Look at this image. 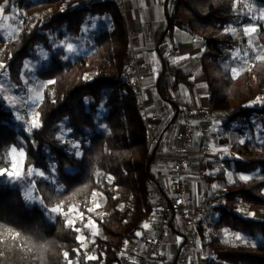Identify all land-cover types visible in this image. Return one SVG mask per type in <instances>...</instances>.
Returning <instances> with one entry per match:
<instances>
[{
	"label": "trees",
	"instance_id": "obj_1",
	"mask_svg": "<svg viewBox=\"0 0 264 264\" xmlns=\"http://www.w3.org/2000/svg\"><path fill=\"white\" fill-rule=\"evenodd\" d=\"M173 1L175 10L169 20V32L179 29L196 34L206 47L200 66L209 89L208 112L223 113L224 130L235 129L245 138L243 144L232 146V154L225 162L236 172L253 177L228 186L214 224L215 230L229 229L250 243L224 242L219 237L204 240L205 248L214 257L209 264H264V136L257 137L258 130L253 125L264 116V61L254 62L235 78L225 70L223 62L230 58V50L242 44L239 37L225 30L241 20L249 22L239 8L233 10V0ZM254 1L264 6V0ZM3 2L0 0V4ZM85 3L9 0L5 8L6 13L18 10L24 19L40 10H52L53 14L47 19L39 18L30 31L23 30L13 42L0 36V61L6 65L10 81L18 86L24 85L26 62L38 47L45 46L51 58L50 65L39 72L46 83L37 108L39 128L31 133L22 129L14 112L0 99V168L8 167L7 155L12 146L24 149L25 169H41L57 176L62 189L40 180L36 182L37 195L44 204H31L25 200L22 188L6 178L0 180V264H68L65 251L68 259L77 264H124L131 245L139 237L135 234L145 230L143 224L154 213L150 165L157 149L149 152L147 129L137 100L133 90L121 80L130 46L125 18L114 1L100 0L92 7ZM91 14L110 15L112 29L95 37L91 54L72 60L65 48H55V41L63 38L64 27L71 36H80L83 23ZM258 39L264 47V26L260 27ZM168 76L174 78L173 86ZM190 78V73L162 57L156 87L159 95L172 103L174 120L181 110L172 91L190 84ZM49 80L54 83L47 84ZM258 98L261 102L254 103ZM186 108L189 111L191 107ZM102 109L106 114H102L104 127L100 129ZM73 144H79V149L73 150ZM77 150L80 156L74 155ZM94 192L103 197L100 213L95 215L88 211L94 209ZM57 204L65 212L77 209L83 213V221H73L68 226L60 214L50 220L45 206L50 209ZM241 205L262 211V217L244 215ZM88 217L93 218L98 231V235H90L94 242L92 254L81 248L77 239L86 228ZM8 229L21 236L12 240ZM198 232L204 237L201 226ZM85 253L97 259L86 260ZM178 253L179 250L175 264H179Z\"/></svg>",
	"mask_w": 264,
	"mask_h": 264
},
{
	"label": "crops",
	"instance_id": "obj_2",
	"mask_svg": "<svg viewBox=\"0 0 264 264\" xmlns=\"http://www.w3.org/2000/svg\"><path fill=\"white\" fill-rule=\"evenodd\" d=\"M85 1L87 2L88 0H81V2ZM120 10L125 18L130 44L137 47L138 57L146 63V85L149 89L146 98L148 108L151 112H157L162 116L161 119H153L155 132L162 135V140L155 146L157 149L156 154L150 165L154 177L152 181L159 186L168 197L172 196L171 173L178 158L177 133L180 130L178 121L182 114L179 113L178 118L174 120L175 109L172 103L162 98L156 87L161 60L164 56L171 63L172 60L175 59L177 62L175 64L172 63V65L191 74L190 84H183L177 90L172 91L175 103L179 102L185 108L188 105L191 107L189 110L190 119L195 124L210 121L212 124V132L210 133H214L211 139H207L204 136L210 133L200 132L201 135H196V141L191 147V162L187 169L189 177V195L196 203L202 202L206 195H220L225 198V195L228 193V186L231 184V182L226 184L228 173H236V171L233 167L227 166L225 162L231 154L218 151V149L226 148L230 150L231 139L228 133L233 132L235 129H230L229 131L224 130L223 123L225 118L223 113L208 112L210 106L209 89L207 78L200 66L201 57L206 50L205 45L201 43L200 39L196 43L192 42V35L179 29L169 32V20L173 17L175 10L173 0H126V8H120ZM17 12L19 13L18 10ZM3 16H8L9 19L5 20ZM93 24H95V27H92ZM112 24L113 20L110 15H88L83 23L82 34L78 37H74L71 36L69 32L63 31V38L55 41V48L58 46L59 42L63 44L72 43L76 47V52L68 53L66 51L68 57L72 60L80 56L89 55L94 51L95 37L100 32L111 30ZM19 25L21 24L17 23L15 19H12L5 11L3 14H0V32L2 31L0 36L6 39L7 42H13L19 38L24 28H21ZM21 26H24V23H22ZM15 33L16 38L13 39L12 34ZM4 35L10 36V39ZM52 38L54 39L56 37L52 36ZM172 48L176 53L172 57H169L168 52ZM234 50L235 49L230 50L231 56L223 62L224 66L227 64L229 67H236L237 65V68H239L241 62L232 59V52ZM44 51H46V53H44ZM153 54L155 55V60H153ZM50 61L49 50L45 46H40L36 53L27 60L26 65H28V67L24 69V74H29L32 81L35 82L33 85L41 83L40 89L42 92L45 87H42V85H46V83L40 78L39 72L47 68L50 65ZM241 72L242 71H240L239 74ZM152 75H155L156 78H154L153 83L149 85L147 82ZM171 78V86H173L174 78L172 76ZM167 103L171 104V108L166 106ZM14 119L19 125L23 126L22 122L18 121L16 118ZM253 125L256 129L260 128V126H257V121H255ZM204 147L210 148V152H204ZM213 185H217V187L214 189L212 187ZM224 202L225 199L220 205ZM220 205L212 206L211 211L205 215L203 219L198 220L197 226H201L204 231V237H200L199 235L198 242V257L200 260H214V257L205 248L204 240L208 241L212 237H219L224 242H232L227 239L228 236H226L224 230H215L214 227L215 222H217L220 216V211L217 209ZM157 221L158 218L154 211L153 216L148 219L146 223L151 227L154 226ZM174 233H176V240H172ZM212 234L214 236H212ZM177 238H180L179 242H177ZM173 241L175 243H173ZM182 241L183 237L180 227L179 229H173L168 239L162 245L158 256H156L155 264H175L173 260L177 256V251ZM128 256H130V253L126 255V257Z\"/></svg>",
	"mask_w": 264,
	"mask_h": 264
},
{
	"label": "built area",
	"instance_id": "obj_3",
	"mask_svg": "<svg viewBox=\"0 0 264 264\" xmlns=\"http://www.w3.org/2000/svg\"><path fill=\"white\" fill-rule=\"evenodd\" d=\"M100 0H88L85 6L92 7ZM114 1L119 8H126V0H105ZM66 7V5H65ZM53 14L52 10H40L25 17L23 30L30 31L37 23L38 19H47ZM22 30V31H23ZM67 31V27L63 28ZM192 42L198 41V36L192 35ZM235 49V48H234ZM175 50H169L168 55H175ZM146 63L140 60L137 54V47L130 44L129 55L126 69L121 76L124 84L133 90L137 100V108L142 114L145 127L147 129V144L149 152L162 140V135L155 132L153 119H161V114L151 112L147 105V95L149 89L146 85L147 76L145 73ZM167 80L172 85L171 76ZM181 110V117L178 121L180 130L177 133L178 140V158L172 169V196L168 197L162 189L152 180L150 181L151 194L150 199L154 204V211L158 221L154 226L145 229L137 240L131 245L130 260L128 264H155L162 245L168 239L173 229L181 230L183 241L179 248V263L189 264H209L212 261L200 260L198 257V220L207 215L214 205H220L225 199L224 196L216 195L204 196L200 203H196L189 195L188 185L189 177L187 169L191 162V147L196 141V133L212 132L210 121L195 124L190 119V113L181 103L176 102ZM27 112V111H26ZM261 117L257 119L260 121ZM183 121V123H182ZM204 152H210V148L204 147Z\"/></svg>",
	"mask_w": 264,
	"mask_h": 264
},
{
	"label": "rangeland",
	"instance_id": "obj_4",
	"mask_svg": "<svg viewBox=\"0 0 264 264\" xmlns=\"http://www.w3.org/2000/svg\"><path fill=\"white\" fill-rule=\"evenodd\" d=\"M245 2L247 4H250L252 6V12L251 13H248V8H243V10H242L243 13H248V14H243V16H244V20H249V22L248 21L243 22V20H241L240 23H238L237 25H235L233 27H229V28H235L236 29V32L233 33V34H235L237 37H239L240 40L242 41L241 46L235 48V50H237V49L241 50V55H242V53H244L245 50L248 52V61L249 62H248L247 65H244L243 66V69L249 68L251 65L254 64V62H256V61H254L252 59V57L255 56L257 54V52H260V54L264 55V51H261V49H264V47L261 46V44L259 43V39H258V32L260 30V27L261 26H264V20H260V19L253 20L251 18L252 15H256L258 17L261 13H264V6H260L259 3L257 1H254V0H245ZM240 11H241V9H240ZM17 13H18L17 10H13L12 12L8 13V15L12 19H15V21L17 23H20L22 25V23L25 22V19L23 17H21V15L19 13L18 14ZM21 25H19V26L21 28H23L24 26H21ZM248 25H257L258 26L257 33L253 34V37H254V43H253V45H249V43H248L249 37L243 34V28L245 26H248ZM4 36L7 37L8 39H10L9 38L10 36H8V35H4ZM12 38L13 39L16 38V33L15 34H12ZM62 45H64V44L59 42V44H58V46L56 48H61V47L64 48ZM257 45L259 46L258 48L255 47ZM254 48H255V50H254ZM44 53H46V51H44ZM1 56H2V49H0V58H1ZM72 56H74V55H72ZM236 67H237V65H236ZM240 67H241V64L239 65V68L238 69H240ZM0 72H4L3 75H0V84H3L4 85V89L3 90H0V99H3V96L4 95H9V96H13V97H16L17 98L14 101L15 106H13L12 104H10L8 101L5 100L6 106L8 108H10L14 112V117H16L17 115H22V116L25 117L24 121H20V122H22V124H23V126L21 128L24 129L25 131H27L28 121L30 120L31 117L35 116V113H37V108H38V106L41 103L42 98H43V92L40 89V84L41 83L38 80V82L40 84L33 85L35 82L32 81V79L29 76V74L26 75V73H25V74H23V82H24V85L23 86L24 87H22V86L19 87L17 84L11 83V81H10V79L8 77V73L5 70L0 69ZM154 78H156L155 75H152L151 77H149V80H148L147 83L149 85L152 84ZM25 80L28 81L27 84H25ZM14 87L16 88V90H15ZM29 88H32L34 90H38L39 91V99L38 100L35 99V95H36L35 91L29 92V90H28ZM25 101H27L28 106L32 108V111L31 112H29L26 109L25 103H24ZM166 106L169 107V108H171V104L170 103H167ZM25 111H27V112H25ZM102 114L103 115L106 114V110L102 109L100 111V114H99V116H100L99 117V126H100V129H102L104 127L103 126V122H102ZM263 119H264V116L261 117V120L260 121H257L256 120L257 123H258L257 126H260V128L257 129L258 130L257 131V137H259V138H261V137L264 136ZM213 134L212 133L206 134L204 137L207 138V139L208 138L211 139L212 136H213ZM228 134L230 135L231 145L229 147L230 150L227 149L228 150L227 151V154H232V146L235 143H238L241 140H244V138L240 137L236 130H234L233 132H229ZM227 138H228V136H227ZM11 148L9 149L8 155H7L8 162H9L7 168L9 170H11L12 161L15 160L16 163L18 164V166H19L22 174L26 175L27 172H28V169H25V167H24V162H25V159H26L25 150L22 149L23 152H24V156L23 157H20L19 150H21V149L17 148L18 149L17 153L15 155H13L11 153ZM73 150H74V148H73ZM31 169L33 170V173L34 174L27 181L21 180V181L13 182V181H10L7 177H2V178H0V180H3V178H6L9 183H12L13 185H16V186L22 188L24 190V192H25L26 187L30 186L31 181L34 180L35 181V191L33 192V195L34 196L37 195L36 182H38L40 180H48L49 182H51L53 184V186L55 187V189H57V190H61L62 189V186H61V183H60V179L57 178V176L52 177L49 173H47V172H45V171H43L41 169H36V168H31ZM37 172H43V173H45V177H39V176L35 175V173H37ZM54 172L57 173V170L54 169ZM231 174H232V180H235V181H239V179H238L239 175H247V174H244V173L241 174V173H238V172L231 173ZM248 176H250V175H248ZM228 183H230L229 176L226 179V184H228ZM97 194L98 195H96L95 198H94V211H92L94 215L100 213V207L99 208H96L95 205L96 204H99L101 206V204L103 202V197L99 193H97ZM37 201L38 200L31 201V202L28 201V202L31 203V204H33L34 202H37ZM240 210L246 216L255 217V218H261L262 217V211L256 210L254 208H251L248 205H241L240 206ZM46 212H47L48 218L50 220H53L58 214H60V215L65 216V218L67 220L71 219L72 221H83V218H81V215H80V213H79V211L77 209H73L70 212L63 211L62 213H51L50 211H46ZM249 213H251L253 215H249ZM89 219H91L92 221H94L92 217H88L86 219V224L85 225H87ZM95 225H96V223H95ZM95 230L97 231V228ZM225 230H227V235H226V236H228L227 239H229L232 242H238V243L240 242V241L235 240V238H234V235L233 234H236V233L232 232L229 229H225ZM225 230H224V232H225ZM92 231H93V229H90L88 227H86L84 230H82V235L86 238L85 239V243L87 244V247L84 248V249L86 251H88L89 253H91V254H92L93 246H94V242H93L92 238H90V235H91V232ZM216 234H217V232H216ZM212 236H214V235L212 234ZM172 240H176V233H174V235L172 236ZM246 240L249 241L248 239H246ZM173 243H175V242L173 241ZM130 255H132V254H130ZM128 259L130 260V256L125 257L124 264H128V262H129ZM72 264H77V263H73L72 262Z\"/></svg>",
	"mask_w": 264,
	"mask_h": 264
},
{
	"label": "snow or ice",
	"instance_id": "obj_5",
	"mask_svg": "<svg viewBox=\"0 0 264 264\" xmlns=\"http://www.w3.org/2000/svg\"><path fill=\"white\" fill-rule=\"evenodd\" d=\"M9 6V0H4L3 4H0V14H3L4 11H5V8H7ZM240 8L241 9V13L242 14H248V13H251L252 12V6L250 4H247L245 2V0H233V10L235 11L237 8ZM243 8H248V13H243ZM251 18L253 20H256V19H260V20H264V13H261L258 17L256 15H252ZM3 19L5 20H8L9 17L8 16H3ZM92 27H95V24L92 25ZM257 29H258V26L257 25H248V26H245L243 28V34L248 36L249 37V45H253L254 43V37H253V34L257 33ZM226 32H232V33H235L236 32V29L235 28H228L225 30ZM65 50L68 52V53H74L76 52V47L72 44V43H67V44H64L62 45ZM256 48H258L259 46H255ZM255 50V48H254ZM261 51H264V49H261ZM68 57L65 56L64 59H67ZM232 59L233 60H237V61H240L241 62V67L240 69H238L237 67H229V65H225V70L226 71H230L233 78H235L240 71H243V66L244 65H247L248 64V52L245 50L243 55H241V50L237 49V50H234L232 52ZM252 59L254 61H264V55L260 54V52H257V54L255 56L252 57ZM153 60H155V55L153 54ZM177 61L175 59L172 60V63L175 64ZM25 67H28V65H25ZM0 69H3L6 71V65L3 63V62H0ZM4 72H0V75H3ZM28 81L25 80V84H27ZM54 83V81L52 80H49L47 82V84H52ZM43 86H46V85H42ZM4 89V85L3 84H0V90H3ZM29 92H33L35 91L36 95H35V99L38 100L39 99V91L38 90H34L32 88H29L28 89ZM3 99L8 101L10 104H12L13 106H15L14 104V101L17 99L16 97H13V96H9V95H4L3 96ZM261 101L258 100L255 101L254 103H260ZM25 103V107L26 109L31 112L32 111V108L28 106L27 104V101L24 102ZM38 117H39V113H35V116L31 117L30 120L28 121V127H27V131L29 133L32 132L33 129H36V128H39L41 125L39 123V120H38ZM18 121H24L25 117L22 116V115H17L15 117ZM183 123V121H182ZM197 136H200L201 133L197 132L196 133ZM245 141L244 140H241L240 143L243 144ZM73 148H76V149H79V144H73L72 145ZM18 149L13 146L11 148V153L13 155H15L17 153ZM218 151H223L225 153H227V149H218ZM19 155L20 157H23L24 156V152L23 150H19ZM75 156H80L81 153L77 150L75 153H74ZM33 170L31 168L28 169V172L26 175L22 174L18 164L16 163L15 160L12 161V165H11V170H9L8 168H0V178L2 177H7L10 181H13V182H16V181H21V180H29V178H31L33 176ZM35 175L39 176V177H45V173L43 172H37L35 173ZM228 176H229V180L230 182L232 183H235L236 181L235 180H232V174L231 173H228ZM109 179V182H111V177L108 178ZM238 179L240 181H249L251 179H253V177L251 176H248V175H239ZM214 189L217 187V185H213L212 186ZM35 191V181H31V184L30 186L26 187L25 189V192H24V198L26 201H36L38 200L40 204H44V201L43 199L39 198L38 195L34 196L33 195V192ZM98 195L97 193H93V196H96ZM96 208H99L100 205L99 204H96L95 205ZM45 209L46 211H50L51 213H62L63 212V208H62V205L61 204H57L53 207H51L50 209L47 208V206H45ZM71 211V209L69 210ZM89 212L91 211H94L93 208H89L88 209ZM239 211V210H238ZM66 215V214H65ZM81 215V218H83V213L80 214ZM249 215H253L251 213H249ZM67 225L68 226H72L73 225V221L71 219L67 220L66 221ZM86 227L90 228V229H93V231L91 232V235L92 236H96L98 235V231H96V225H95V222L92 221L91 219L88 220V223L86 225ZM143 228L144 229H149V224L148 223H145L143 224ZM77 232H80L81 229L79 228H76L75 229ZM8 234L10 235L11 239L12 240H16L17 238H19L21 236V233L20 232H13V230L11 229H8L7 230ZM225 234L227 235V230H225ZM135 235L137 236H141L143 235V233L141 232H137ZM234 235V238L235 240L237 241H240L242 243H250L249 241H247L241 234L239 233H236V234H233ZM77 239L80 241V247L81 248H86L87 247V244L85 243V237L83 235L81 236H78ZM180 241V238H177V242ZM228 242V241H226ZM127 243V242H126ZM251 246L255 247L256 245L255 244H251ZM31 249H29L30 251ZM75 251L79 252L80 249H76ZM0 255H2V253H0ZM85 255V259L86 260H96L97 257L95 255H89L87 253L84 254ZM63 256L65 258V260L68 261V264H72V261L68 259L69 257V253L67 251H65L63 253ZM189 264H191V258H189Z\"/></svg>",
	"mask_w": 264,
	"mask_h": 264
}]
</instances>
